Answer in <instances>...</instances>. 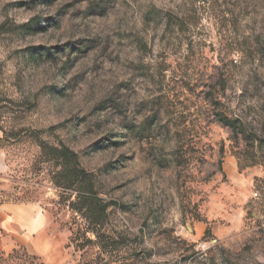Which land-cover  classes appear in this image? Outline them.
Returning a JSON list of instances; mask_svg holds the SVG:
<instances>
[{"label": "rangeland", "instance_id": "1", "mask_svg": "<svg viewBox=\"0 0 264 264\" xmlns=\"http://www.w3.org/2000/svg\"><path fill=\"white\" fill-rule=\"evenodd\" d=\"M1 126L0 264H264V0H0Z\"/></svg>", "mask_w": 264, "mask_h": 264}, {"label": "trees", "instance_id": "2", "mask_svg": "<svg viewBox=\"0 0 264 264\" xmlns=\"http://www.w3.org/2000/svg\"><path fill=\"white\" fill-rule=\"evenodd\" d=\"M220 121L222 123H224L225 125L232 127L233 129H236V127H237L236 123L231 118H229L228 116H221ZM0 130L3 133V135L0 137V147H4L5 141L11 140V139H15V141H18L20 139V137L23 135V132L21 130H16L14 128L8 130L6 127L1 126ZM45 155H47V157H49L48 160H52L53 158L56 157V159L58 158L59 160L60 159H65V160L68 159V160L74 162V160L76 159V154L71 149H69L68 147H65V146H61L60 148L58 146H55L54 148H52L51 152H48ZM70 170H68V172H70L72 175H74L75 172L78 171L74 166H72L70 168ZM65 185L67 186V184H65ZM69 187H71V185ZM93 223L95 224V226H97V224L99 222L94 221Z\"/></svg>", "mask_w": 264, "mask_h": 264}, {"label": "crops", "instance_id": "3", "mask_svg": "<svg viewBox=\"0 0 264 264\" xmlns=\"http://www.w3.org/2000/svg\"><path fill=\"white\" fill-rule=\"evenodd\" d=\"M5 217L3 215H0V228L5 223ZM2 247V243L0 241V248Z\"/></svg>", "mask_w": 264, "mask_h": 264}]
</instances>
